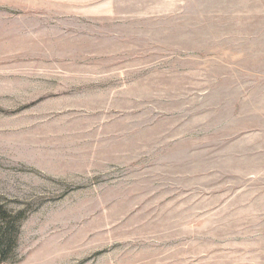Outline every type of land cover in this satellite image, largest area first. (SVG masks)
Here are the masks:
<instances>
[{
	"label": "rangeland",
	"instance_id": "1",
	"mask_svg": "<svg viewBox=\"0 0 264 264\" xmlns=\"http://www.w3.org/2000/svg\"><path fill=\"white\" fill-rule=\"evenodd\" d=\"M173 1L0 0V264H264V0Z\"/></svg>",
	"mask_w": 264,
	"mask_h": 264
},
{
	"label": "crops",
	"instance_id": "2",
	"mask_svg": "<svg viewBox=\"0 0 264 264\" xmlns=\"http://www.w3.org/2000/svg\"><path fill=\"white\" fill-rule=\"evenodd\" d=\"M218 1L219 0H208V7H217L219 4ZM225 1H230V3L232 2V0ZM171 4L176 8L175 11L171 12L180 13L182 17L187 16L190 19L191 17H195L200 14L202 15L203 11L201 12L200 8L204 6L205 3L203 0H175ZM227 4L228 3H226V5Z\"/></svg>",
	"mask_w": 264,
	"mask_h": 264
},
{
	"label": "trees",
	"instance_id": "3",
	"mask_svg": "<svg viewBox=\"0 0 264 264\" xmlns=\"http://www.w3.org/2000/svg\"><path fill=\"white\" fill-rule=\"evenodd\" d=\"M4 239H6V235H5V238H3V240H2L3 241V244L5 243ZM8 245H9V243H8Z\"/></svg>",
	"mask_w": 264,
	"mask_h": 264
}]
</instances>
